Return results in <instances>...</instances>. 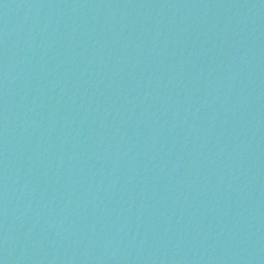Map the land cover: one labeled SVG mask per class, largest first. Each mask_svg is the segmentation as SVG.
<instances>
[{"label":"water","instance_id":"95a60500","mask_svg":"<svg viewBox=\"0 0 264 264\" xmlns=\"http://www.w3.org/2000/svg\"><path fill=\"white\" fill-rule=\"evenodd\" d=\"M0 264H264V0H0Z\"/></svg>","mask_w":264,"mask_h":264}]
</instances>
